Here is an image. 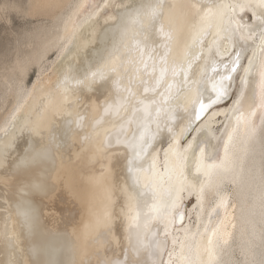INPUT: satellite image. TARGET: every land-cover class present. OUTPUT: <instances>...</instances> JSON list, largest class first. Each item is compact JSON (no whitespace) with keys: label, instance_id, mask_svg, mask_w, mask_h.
I'll use <instances>...</instances> for the list:
<instances>
[{"label":"snow or ice","instance_id":"obj_1","mask_svg":"<svg viewBox=\"0 0 264 264\" xmlns=\"http://www.w3.org/2000/svg\"><path fill=\"white\" fill-rule=\"evenodd\" d=\"M56 7L0 0V22ZM70 8L0 52L24 101L0 128V264H264V0ZM65 196L79 245H36Z\"/></svg>","mask_w":264,"mask_h":264},{"label":"bare ground","instance_id":"obj_2","mask_svg":"<svg viewBox=\"0 0 264 264\" xmlns=\"http://www.w3.org/2000/svg\"><path fill=\"white\" fill-rule=\"evenodd\" d=\"M22 2L26 5L41 3H51L58 5V7L50 10L49 12L37 13L36 10L33 9L27 16L24 17L25 19L28 17L36 19L42 18L47 21V23H44V21L39 22L38 24L32 26L31 29L25 30L24 34L21 36V44H23V42L27 40V50L32 51L33 41L35 40L38 42L40 40L39 35H32V33H34L36 29H40L41 32H43L44 35L49 38H55L56 29H60L62 32V21L68 14H70V6L77 3H83L85 2V0H22ZM95 2H97V0H87V3L89 4ZM81 23H83V18H81ZM84 27L86 28L87 25L85 24ZM18 103H24V101L21 100L19 96L12 91L10 84L5 76V73L2 69H0V128H2L5 121L10 118L13 110L16 108ZM25 108L26 110H28L27 105L25 106ZM259 123V119L257 118L258 126ZM2 136L3 134L2 132H0V147H2ZM16 145H20L21 148L18 150H22L23 140H18L16 142ZM16 145H13V147H16ZM257 147L259 148V146ZM65 159H67V157ZM84 172H87V167L84 168ZM60 174H64V169H60ZM72 179L78 188L81 185V181H84L86 186L87 178L79 171L73 174ZM57 208L59 209V211L55 213L54 217L50 215L47 210L45 211L43 220L41 222L42 229L33 238V243L38 246H55L57 243H59V238L57 234L68 233L70 239L74 241L77 245H79L78 234H73V228L66 227V224L70 219H74L77 224L81 222L82 214L80 211V206L78 204H73L70 198L65 196L62 202L57 203ZM188 209L189 211H191V204L188 205ZM239 215L240 213L238 210L237 216L239 217ZM2 229L3 222L2 220H0V230ZM16 233L17 235H19L20 233L19 226L16 227ZM241 240V224L238 220L237 229L235 233V242L239 244L241 243Z\"/></svg>","mask_w":264,"mask_h":264},{"label":"rangeland","instance_id":"obj_3","mask_svg":"<svg viewBox=\"0 0 264 264\" xmlns=\"http://www.w3.org/2000/svg\"><path fill=\"white\" fill-rule=\"evenodd\" d=\"M42 21L47 23L45 19L29 17L26 19H14L10 24L0 22V52L7 51L11 54L17 47V41L21 42L20 38L24 34V31L31 29L32 26Z\"/></svg>","mask_w":264,"mask_h":264}]
</instances>
